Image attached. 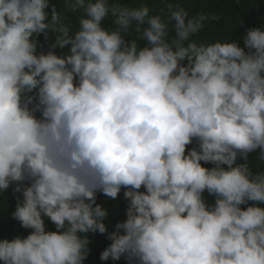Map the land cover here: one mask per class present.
<instances>
[{
	"label": "clouds",
	"instance_id": "obj_1",
	"mask_svg": "<svg viewBox=\"0 0 264 264\" xmlns=\"http://www.w3.org/2000/svg\"><path fill=\"white\" fill-rule=\"evenodd\" d=\"M49 6L0 0V194L15 184L12 218L31 229L0 240V261L84 264L99 233L103 261L264 264V170L249 160L264 162V29L248 28L244 47L197 42L219 15L63 0L73 32ZM122 189L126 219L110 232L97 193Z\"/></svg>",
	"mask_w": 264,
	"mask_h": 264
},
{
	"label": "trees",
	"instance_id": "obj_2",
	"mask_svg": "<svg viewBox=\"0 0 264 264\" xmlns=\"http://www.w3.org/2000/svg\"><path fill=\"white\" fill-rule=\"evenodd\" d=\"M122 2L129 4L130 6H139L141 3H147L154 12L164 7V0H122ZM172 2H178L186 7L190 14H194L199 11L205 13H214L220 16L219 21H211L206 24L204 30L195 36L193 39L206 42H214L216 40L238 41L241 47H244L243 36L248 28L260 27L264 29V0H172ZM51 5L56 6V11L61 13L63 22L68 24L72 31L78 24L77 14L68 11L65 12L63 7V0H50V6L46 11L51 16ZM241 21L243 23H241ZM103 25L106 28H115L111 17H106L103 21ZM126 40L129 42L136 37L134 29L128 33H123ZM170 35L174 36V32H170ZM38 48L37 52L47 53L51 50V45L55 41V34L48 32V38L45 39L43 33L37 37ZM140 46H146V41H139ZM247 51V49H245ZM57 55L68 54V48L54 49ZM186 63V61L184 62ZM39 116V113H37ZM196 142L188 145L190 150L195 146ZM249 160L253 166V170H257L259 165L260 170H264V162L258 161L257 154L253 153L249 156ZM241 161L238 159L237 163ZM204 167H214L210 163L202 162ZM226 167V166H225ZM15 184L0 194V240L2 239H14L16 236L26 237L31 229H25L20 225V222L12 218V213L16 209L17 198L22 199V194L14 193L13 188ZM143 190V189H141ZM124 189L121 190L120 195L116 199L106 197L102 193H97L96 202L107 209L108 215L104 221L109 231H113L117 222H122L126 219V209L128 207V201L124 198ZM207 204H214L215 197L210 196L207 193L204 195ZM255 202H249L253 204ZM248 205H242V208H246ZM46 231H55V225L47 218L44 217ZM89 239L91 243L89 245V254L84 261V264H128V262L122 257L119 261L101 260V253L109 246L111 241L107 239V234L90 233ZM3 264V261H0Z\"/></svg>",
	"mask_w": 264,
	"mask_h": 264
}]
</instances>
